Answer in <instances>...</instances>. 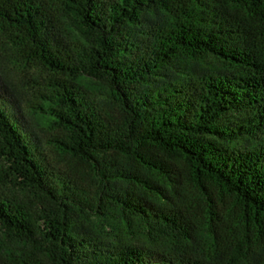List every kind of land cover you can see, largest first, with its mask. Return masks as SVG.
<instances>
[{
  "label": "trees",
  "instance_id": "1",
  "mask_svg": "<svg viewBox=\"0 0 264 264\" xmlns=\"http://www.w3.org/2000/svg\"><path fill=\"white\" fill-rule=\"evenodd\" d=\"M0 32L51 73L54 130L50 155L0 79V264H264V0H0ZM94 216L174 246L113 244Z\"/></svg>",
  "mask_w": 264,
  "mask_h": 264
},
{
  "label": "rangeland",
  "instance_id": "2",
  "mask_svg": "<svg viewBox=\"0 0 264 264\" xmlns=\"http://www.w3.org/2000/svg\"><path fill=\"white\" fill-rule=\"evenodd\" d=\"M71 32L75 36L81 35L78 30L72 27ZM51 77L52 75L48 71L25 63L17 50L6 42L0 32V79L2 81L1 88L4 90L3 97L24 127L28 131L33 132L39 142L42 143L46 153L50 155L53 154V149L46 142L54 133V130L44 117L35 112V106L38 104L40 94ZM56 158L63 166L64 161H61L62 158ZM148 176L152 177L151 174ZM153 177L157 182L169 187L173 186L169 181L161 179V177ZM127 185L126 183L125 186ZM183 188H186L188 196L194 193L193 189H189L188 186ZM206 220L201 217V221L196 223L199 228V231H197L199 243L211 240L210 228L207 226ZM86 223L91 225L103 239L113 244H133L159 250L170 249L174 246L171 241L173 240L172 235L162 231H156L153 235H149L142 220L137 217H131L130 220L120 218L119 221L108 220L101 222L99 218L94 216ZM0 239L7 240L1 233ZM6 244L15 253H19L22 249V245L16 241L10 240Z\"/></svg>",
  "mask_w": 264,
  "mask_h": 264
}]
</instances>
